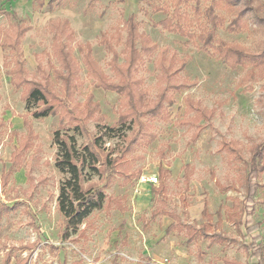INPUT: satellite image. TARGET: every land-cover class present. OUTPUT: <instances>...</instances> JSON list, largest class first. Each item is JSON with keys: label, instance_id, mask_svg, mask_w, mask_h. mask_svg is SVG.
<instances>
[{"label": "rangeland", "instance_id": "374dc122", "mask_svg": "<svg viewBox=\"0 0 264 264\" xmlns=\"http://www.w3.org/2000/svg\"><path fill=\"white\" fill-rule=\"evenodd\" d=\"M47 2L0 0V202L12 206L7 213L0 209V264L7 257L9 264H253L249 243H264V170L252 203L244 202L243 176L250 148L264 141V59L219 56L215 44L203 47L200 34L205 38L212 30L206 16L214 9L220 16L215 40L235 52H261L264 0L203 1L197 17L183 8L202 24L191 25L189 36L163 29L158 23L168 13L153 12L140 0ZM129 15L153 45L132 72L142 96L139 102L133 95L132 114L125 93L97 83L82 59L88 49L105 80L119 81L111 60L127 66L123 22ZM49 21L65 25L68 35L52 40ZM134 42L139 50V39ZM59 46L77 68L72 85L56 77L66 72ZM19 66L25 80H38L39 66L46 71L40 82L50 83L81 131L73 129L76 119L30 116L21 88L13 85ZM159 100V114L134 119ZM26 116L30 131L22 124ZM56 131L73 135L78 150L101 136L94 146L101 174L85 170L82 185L104 193L102 206L66 237L56 203L65 177L54 166ZM25 140L21 168L13 173L11 158Z\"/></svg>", "mask_w": 264, "mask_h": 264}, {"label": "trees", "instance_id": "16d2710c", "mask_svg": "<svg viewBox=\"0 0 264 264\" xmlns=\"http://www.w3.org/2000/svg\"><path fill=\"white\" fill-rule=\"evenodd\" d=\"M193 1L194 4L190 5L189 3ZM207 0H140V2L144 3L145 7L151 8L153 12H165L168 13L167 17L161 20L158 25L163 29L178 33L181 35L189 36L191 33L188 32V28L191 25L195 24L200 29H202V24L200 21H193L191 16L186 14V11H182L183 8L193 9L192 13L198 14L200 13L198 7L201 2ZM211 1V0H210ZM235 1V0H232ZM59 3V0H48L47 5L52 3ZM219 5L218 0H213L212 6ZM169 8L171 9L168 12ZM240 15H237V18L234 20L233 24H238L240 22ZM239 16V17H238ZM220 16H215L214 9L208 10V14L206 16V20H209V24L211 27V31L206 33V37L204 38L202 33L201 41L204 48L209 49L211 45L215 44L214 50L218 53L219 56L226 53H230L231 55H238L239 60L242 61L244 58H256L257 61H262L264 59V49L258 53H247L245 49L239 48V50L233 51L231 46L226 47L223 42L215 40L216 33L215 30L220 25ZM239 18V20H238ZM242 18V16H241ZM52 21H49V27L53 30L52 26H54L53 37L52 40L58 39V34L68 35V31L66 30V26H60L59 24L51 25ZM217 23V25H216ZM125 27V33L127 36L124 41V51L127 52V66L125 68H120L114 62V57L111 60L112 69L114 74L120 76L119 81L114 80H105V77L101 74L100 70L96 67L94 61L90 58L89 51L83 54V62L85 67L87 68L88 73H90L97 83L105 86L107 89L112 90L116 93H125V97L128 98L129 102H132L131 107L128 110L129 114L135 113L136 109L134 107V97L136 96V101H142V96L136 92V86L138 85V81L133 78L132 72L135 71L137 65L141 61V57L145 55H149V53L153 50V45L149 43L147 37L139 32L137 33V22L135 21L133 15H129L128 18L123 22ZM215 37V38H214ZM138 38L140 41L139 50L135 48L136 44L134 40ZM213 41V42H212ZM64 46V45H63ZM88 47V46H87ZM89 48V47H88ZM57 55L59 57V61L61 66L66 69L65 73H61L57 71V78H61L64 85H72L71 81L73 80L74 75L76 74L77 68H74V62L72 58H70V54L66 51L62 46L57 47ZM116 61V57H115ZM40 71V80H45L47 77L46 71L39 66ZM164 79H169V74L164 68ZM22 69L21 67H17V80L13 82L15 88H21V98L25 102V107L27 112L30 113V116L33 119H40L49 115L61 116V121L67 120H75V116L71 114L69 110L65 108V102L60 97H57L52 91V86L50 83L44 81L40 82V80H25L22 77ZM130 78V79H129ZM126 79L127 81H125ZM130 81L132 86L130 87ZM68 94H70L68 92ZM164 94H161V98H163ZM133 97V100H132ZM166 99V98H165ZM163 100V99H162ZM161 101L159 100L154 107L148 108L149 110L138 111V113L134 114V119H137L139 113L149 111L152 115L159 114ZM62 110H65L63 114ZM88 110V109H87ZM61 111V112H60ZM87 112V111H86ZM204 113V112H203ZM203 115H207L206 113ZM22 124L26 131L31 130V120L26 116L22 118ZM77 123L73 126L74 130L81 131L82 126L80 125V121L76 119ZM121 125L120 128L124 127V121H119ZM114 128H110L112 131ZM124 139L126 136L122 133L120 134ZM101 139V136L95 138L90 147L89 144L81 145L76 148V142L73 135L63 134L61 135L59 131H56L53 137V142L57 145L56 155L54 157V166L58 170L59 173L64 174L65 177L60 181L59 184V192L57 196V208L59 213L62 215L63 223H64V234L66 237L68 233L75 232L79 226L83 223V221L87 218V216L93 211L101 208L104 193L98 188L89 185L88 187H83V177L85 175V170L90 171L89 173L99 175L101 174V169L98 167V163H101L99 154L94 150V146L98 145V141ZM129 147V144L125 148V151ZM253 147V148H252ZM250 148V157L244 165L246 168L245 174L243 176V186H244V202L252 203L253 198L260 188V183L257 181L259 174L264 170V141L261 144H256ZM18 152L13 155L11 158V165L9 170L13 173L21 168L20 155L23 149L28 148L27 140L21 143L18 147ZM228 148V147H226ZM228 150H235L233 146L229 147ZM110 160H107V163ZM111 161L109 162V165ZM89 176V175H88ZM12 206L6 205L3 202H0V209H4V213H7L12 210ZM247 213L252 215L254 210L247 208ZM204 216L209 217L206 214V206L203 208ZM248 255L249 257H253L255 259L254 264H264V243L260 242H250L248 245ZM3 264H9V258H5Z\"/></svg>", "mask_w": 264, "mask_h": 264}, {"label": "built area", "instance_id": "2783aa9c", "mask_svg": "<svg viewBox=\"0 0 264 264\" xmlns=\"http://www.w3.org/2000/svg\"><path fill=\"white\" fill-rule=\"evenodd\" d=\"M142 180H147V181H150V182H156L157 181V177L156 176H148L146 178H144V176L141 177Z\"/></svg>", "mask_w": 264, "mask_h": 264}, {"label": "crops", "instance_id": "0c3cea01", "mask_svg": "<svg viewBox=\"0 0 264 264\" xmlns=\"http://www.w3.org/2000/svg\"><path fill=\"white\" fill-rule=\"evenodd\" d=\"M252 259H254L253 257H251ZM254 262H255V259H254ZM254 262H253V264H254Z\"/></svg>", "mask_w": 264, "mask_h": 264}]
</instances>
